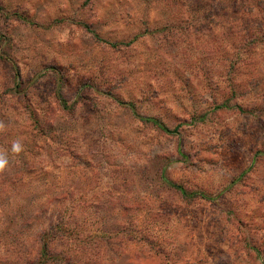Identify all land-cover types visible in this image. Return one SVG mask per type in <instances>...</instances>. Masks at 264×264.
<instances>
[{"label": "rangeland", "instance_id": "rangeland-1", "mask_svg": "<svg viewBox=\"0 0 264 264\" xmlns=\"http://www.w3.org/2000/svg\"><path fill=\"white\" fill-rule=\"evenodd\" d=\"M245 1L0 0V93L22 94L3 107L2 174L26 170L0 198V264H36L73 204L78 222L60 219L74 233L51 245L73 264H264V7ZM48 110L47 134L25 129ZM76 231L78 247L104 241L75 249Z\"/></svg>", "mask_w": 264, "mask_h": 264}, {"label": "trees", "instance_id": "trees-1", "mask_svg": "<svg viewBox=\"0 0 264 264\" xmlns=\"http://www.w3.org/2000/svg\"><path fill=\"white\" fill-rule=\"evenodd\" d=\"M258 2H259V3H257L258 7H264V1L263 0H260ZM245 3H246L245 0H234L233 5L235 7H237V8H241L240 6H244ZM257 6H254V7H257ZM254 34H256V33H253L251 35H254ZM19 94H21V91L19 90V84L18 83H16L15 86L12 87V89H7L6 91L0 93V108H1L0 109V119L2 117L7 116L6 114H4L2 112H8L7 110H5V108H6L7 103H8L9 100H16L17 101V100L21 99ZM56 96H57V98L60 99V96H59L58 93H56ZM3 107H5V108H3ZM15 113H16L15 115L18 116L19 119H21L20 112L18 113V110L15 109ZM31 113L32 114H31L30 118H28L29 122H27L29 124H28V126L25 127V129L27 128L31 132L32 131H38V133H41L43 135L47 134L46 133V128L50 129L51 128L50 124L53 125L54 121H56V118H57L56 113L54 111L48 110L47 113H45V115H44L45 116V121L43 123H40L39 120H38V117H39L38 113H36V111H31ZM135 114H137V116H139L141 118V120H143L145 123H152L154 126L158 127L159 129L163 130L164 132H167V133L176 132V131H172L171 129H169L160 119L152 118V117H141L136 112H135ZM0 123H2V122H0ZM11 128L21 130V125H13V127H11ZM48 136H50V139L52 138V136L50 134ZM46 149L50 150L49 145L46 147ZM40 150H43L42 147H40ZM48 153L51 154L52 150L48 151ZM55 153L56 154H61L62 153L63 156H67L69 151H65L63 148L61 150H58V149L55 148ZM70 154L74 158H76L75 157L76 153L74 152V150L71 151ZM24 166H26V165H24ZM26 167L28 168L27 170L29 172H32V173L35 170L34 166L27 165ZM43 169H44V167H43ZM43 169H41V171H43ZM25 171L26 170H24V168H22V170H21V178H19V174L20 173H18V172L13 173L11 176H9V175H5L4 176V174L0 173V198L5 197V196L8 195V193H10V189H9L10 186L15 187L18 184H20V182L22 183L24 181V177L22 175H23V172H25ZM164 174H165V169H163V171H162L161 179H162V181L166 182L167 185L170 186V188L175 189L177 191H180L182 196L184 198H186V199H191V198L195 197V195H196L195 192H190V191H188L187 189H185L182 186L173 184L171 181H169L166 178V176H164ZM64 191L66 193L65 195L69 196L68 192H66V190H64ZM52 193H54V191ZM21 197L24 200L23 203H22V206H21V216H26L27 215L29 217V215H32V217H29V218L34 219L37 215H39L38 211L42 210L43 207L42 208H39V207L38 208H34L37 205L34 200H30V201L27 200L28 198H26V196H24V194ZM55 199L59 200L61 198L59 196H55ZM95 203H96V201H95ZM48 205H49L48 208L50 206H52V205H50V201H48ZM95 205L96 206H101V205H97V204H95ZM56 208H57L58 217L59 216L61 217V215L68 216L66 214L70 212V221H72V223H74V224H76L78 222V221H73V218H76V209H79L78 206H75V204H73L70 207L68 205H63L61 207L56 206ZM123 210L126 212L127 209L125 208ZM60 217H59L60 222L57 223V225H56V223L54 225L52 224L50 230H45V231H43L42 233L39 234L40 235L39 239H40L41 245H40L39 257H38V259H36L34 261V262H36V264H61V263L69 264L70 262L73 264V262H74L73 260L67 259L66 257H61L60 255H56V254L53 255V253H52L51 245H52V243L54 241L58 240V241H62V243H64L65 241H63V240H65L66 237L68 238L69 236H72V234L74 233V232H70V235L68 234L69 230H71V229L70 228L68 229L67 227H65L66 224L62 222L63 219H60ZM32 219H28L27 221H25L26 229L23 230L24 233H29V231L32 230L31 229V228H33L32 227L33 223H31ZM78 234L79 233L76 231V233L74 235V236H76V238H74V240L72 241V242H75V249L79 248L81 250H88V248L92 247L94 245V243H96L97 246H98L100 243L102 245V241H104V239H101L100 237L96 236V237H94V239L88 240L86 242V244H87L86 246L84 245V247H78V245H76V243H80L81 244V242L83 241L82 239L78 238ZM110 237L108 238L110 241L111 240L115 241V239H117V238H110ZM119 240H121V242H120V244L118 246H117V243H115V242L112 244V247L114 249L118 248V247H119L118 249H121L122 248V243H125L124 242L125 239H122V237L121 238L119 237V239H117V241H119ZM68 243L70 244V241ZM107 243L108 242H103V244H107ZM71 250H73V249L71 248L70 252H71ZM94 251L96 253V255H94V257L96 259L95 261L96 262L97 261L98 262L101 261L102 259L100 260V258H101V256L103 257V255L101 253V249L98 250V251H96V250H94ZM119 254H121V253H119ZM122 254H123V252H122ZM114 255H115V253H114ZM75 264H78V263L75 262Z\"/></svg>", "mask_w": 264, "mask_h": 264}, {"label": "clouds", "instance_id": "clouds-1", "mask_svg": "<svg viewBox=\"0 0 264 264\" xmlns=\"http://www.w3.org/2000/svg\"><path fill=\"white\" fill-rule=\"evenodd\" d=\"M4 127H5L4 124L0 123V131H2ZM23 147L24 146L22 142L19 139H17L12 142L10 151L12 153L18 154L23 151ZM8 165H9L8 150L0 148V173L5 172Z\"/></svg>", "mask_w": 264, "mask_h": 264}]
</instances>
